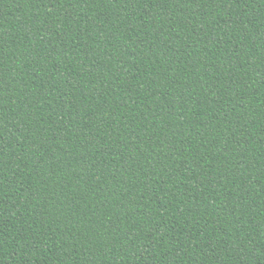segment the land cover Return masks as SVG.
<instances>
[{
  "label": "trees",
  "instance_id": "16d2710c",
  "mask_svg": "<svg viewBox=\"0 0 264 264\" xmlns=\"http://www.w3.org/2000/svg\"><path fill=\"white\" fill-rule=\"evenodd\" d=\"M0 264H264V0H0Z\"/></svg>",
  "mask_w": 264,
  "mask_h": 264
}]
</instances>
